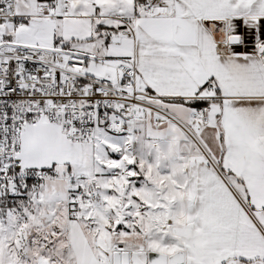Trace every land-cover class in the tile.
<instances>
[{
    "label": "snow or ice",
    "instance_id": "6c2138e0",
    "mask_svg": "<svg viewBox=\"0 0 264 264\" xmlns=\"http://www.w3.org/2000/svg\"><path fill=\"white\" fill-rule=\"evenodd\" d=\"M0 264H264V0H0Z\"/></svg>",
    "mask_w": 264,
    "mask_h": 264
}]
</instances>
